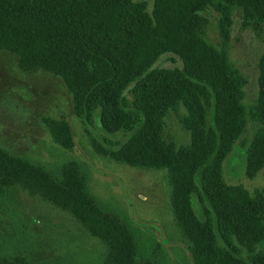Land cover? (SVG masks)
<instances>
[{"label":"trees","instance_id":"16d2710c","mask_svg":"<svg viewBox=\"0 0 264 264\" xmlns=\"http://www.w3.org/2000/svg\"><path fill=\"white\" fill-rule=\"evenodd\" d=\"M209 10L217 14L216 46L206 40ZM233 10L242 29L264 34V0H153L150 12L134 0H0V50L13 53L24 72L61 79L93 150L166 173L171 211L195 264H264V190L227 185L222 176L248 122L257 127L241 143L244 175L251 180L264 169V47L257 96L245 107V79L228 59ZM166 54L181 67L155 65ZM96 111L103 131L127 134L123 143L105 140L104 147L91 135L86 127ZM170 112L188 136L184 143L165 136ZM43 123L54 144L73 149L65 118ZM15 189L71 213L104 244L105 264H150L137 259L128 227L87 193L74 160L56 177L0 146V195ZM0 264L30 263L18 255Z\"/></svg>","mask_w":264,"mask_h":264},{"label":"rangeland","instance_id":"374dc122","mask_svg":"<svg viewBox=\"0 0 264 264\" xmlns=\"http://www.w3.org/2000/svg\"><path fill=\"white\" fill-rule=\"evenodd\" d=\"M145 1L150 12L153 0ZM206 40L216 46L219 37L217 14L207 13ZM240 10L232 11L228 59L245 79L242 103L253 104L257 96V62L264 47V34L256 36L241 27ZM163 55L155 65L181 67ZM43 117L65 118L74 146L66 151L54 144ZM257 125L246 130L222 165L227 185H241L249 192L264 190L262 169L253 179L244 175L245 148ZM104 147L105 140L123 143L127 134L106 133L99 126L98 111L92 126L86 127ZM165 136L177 143L188 140L175 113L166 118ZM0 146L15 156L41 165L59 177L62 164L74 160L85 181V190L102 211L117 216L130 230L139 260L150 264H195L190 242L176 225L171 211L164 171H150L117 163L97 154L84 126L71 110L70 97L60 78L37 69L22 71L17 57L0 50ZM194 213L201 218V206L193 197ZM106 248L92 237L74 216L38 196L19 189L0 195V259L10 262L21 255L30 264H105Z\"/></svg>","mask_w":264,"mask_h":264}]
</instances>
